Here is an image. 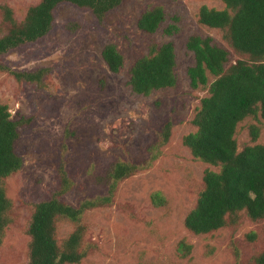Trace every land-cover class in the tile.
<instances>
[{"label": "rangeland", "instance_id": "obj_1", "mask_svg": "<svg viewBox=\"0 0 264 264\" xmlns=\"http://www.w3.org/2000/svg\"><path fill=\"white\" fill-rule=\"evenodd\" d=\"M39 1L0 0V5L8 4L20 21ZM202 5L224 9L220 0H125L98 23L89 11L62 4L48 35L1 57V64L15 71L48 68L50 72L38 86L17 83L0 72V103L12 117L30 118L16 142L22 169L3 182L12 203V222L0 245V264L27 262L32 206L58 190L61 159L73 182L61 200L75 207L85 199L107 195V175L115 162L143 166L118 184L109 205L84 213L83 246L88 254L80 264H252L264 252V219L253 222L241 215L236 225L207 236L193 235L184 226L203 188L204 170H215L193 159L182 143L196 130L191 120L200 99L208 94L207 88L194 90L189 85L186 71L194 59L186 40L191 35L212 38L230 52L225 67L237 59L218 31L198 25ZM155 6L163 7L165 22L154 34L140 31V14ZM175 17L179 32L168 36L163 29ZM1 22L0 11V37L6 31ZM74 24L75 30H70ZM170 41L175 46L177 85L149 96L133 93L128 85L131 66L146 55L151 43ZM108 44H115L123 55L119 73H111L102 59ZM253 122L248 117L238 124L239 150L249 143ZM167 123L170 137L162 144ZM259 127L257 143L264 144V121ZM66 131L74 134L65 140ZM56 227L62 243L75 224L62 219ZM251 233L254 239L249 240ZM181 243L184 247H179Z\"/></svg>", "mask_w": 264, "mask_h": 264}, {"label": "trees", "instance_id": "obj_2", "mask_svg": "<svg viewBox=\"0 0 264 264\" xmlns=\"http://www.w3.org/2000/svg\"><path fill=\"white\" fill-rule=\"evenodd\" d=\"M125 0H40L30 5L20 21L14 18L8 4L0 5L2 24L6 28L0 37V59L12 50L34 43L52 30L55 11L62 4L89 11L98 23ZM224 9L200 6L198 25L216 30L223 43L237 59L228 67L230 52L213 43L210 37L191 35L186 49L192 53L194 63L187 68L192 89L207 88V96L200 99L192 126L195 131L185 135L183 145L193 159L215 168H206L202 177L203 188L194 207L184 219L191 234L207 236L229 225H236L241 215L251 221L264 219V144L257 143L259 124L264 121V0H220ZM177 17L163 29L168 36L179 32ZM165 22L163 7L144 10L137 28L147 34L156 33ZM75 30L74 26H68ZM102 59L111 73H119L124 59L115 44L104 46ZM176 55L173 42L151 43L146 55L138 58L130 68L128 85L137 95L149 96L152 92L174 88ZM0 72L13 77L17 83L42 85L48 68L34 71H15L1 64ZM212 78L209 84V79ZM254 121L248 128L250 141L240 150L235 139L238 124L246 118ZM30 118L12 117L6 105L0 103V245L4 231L12 222V203L6 196L3 182L19 172L23 158L16 152L20 128ZM170 123L164 125L162 144L170 137ZM74 133H65V140ZM67 146L63 143V152ZM64 156V154H63ZM62 156V158H64ZM155 160V156H152ZM143 169L140 164L117 161L107 175V195L83 200L72 206L61 200L73 182L69 178L65 161L58 167L59 188L48 199L33 204L27 228L29 237L28 260L25 264H80L87 256L83 246L85 228L82 217L88 210L109 205L118 184ZM75 224L72 233L59 243L56 225L59 220ZM247 238L254 239L251 233ZM179 247H184L181 243ZM252 264H264V252Z\"/></svg>", "mask_w": 264, "mask_h": 264}]
</instances>
